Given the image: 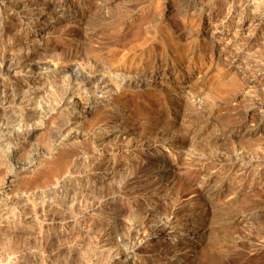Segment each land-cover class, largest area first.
<instances>
[{
  "label": "bare ground",
  "instance_id": "obj_1",
  "mask_svg": "<svg viewBox=\"0 0 264 264\" xmlns=\"http://www.w3.org/2000/svg\"><path fill=\"white\" fill-rule=\"evenodd\" d=\"M125 1L126 0H0L1 22L4 23L9 20H11V22L13 21V29L16 27L17 31L20 33L17 37V44L20 45V47L23 46V48H29L27 51L25 49L26 52L24 54L22 53L21 55L15 56L9 54L12 53L9 52L7 55H4V57L2 56L3 58H0V81H3L6 88L4 94L9 102L12 101L17 103V109L24 114L26 117L25 119L30 120L33 117L35 118L40 114V110L37 109L38 106L35 107L33 105L34 103L32 105L22 104L23 97L19 85L20 82L18 83L17 80L16 83L7 87L6 83L8 81L6 82L4 76L11 73L17 65L30 64L33 69L38 70L40 64L43 63L45 65L46 63H50H45L43 60L39 61L42 45L48 46L53 44L56 49L47 56L51 57V60L55 59L53 61L54 65H57L58 62L56 60L63 56V59L69 65L71 74H75V71L80 72L81 74V76L78 77L81 78V80L79 79L80 81H77V78L75 77L76 79L73 78V83L77 84V86L78 84L82 85V87L89 92L87 95H84L83 98H81L83 95H76L73 99V93L70 92L66 99L70 101L72 100V109L69 113H66L64 117L60 114V117H63L61 119L60 117H58L59 119L56 117L58 113L56 116L55 113H50V110L54 109L53 105L51 106V109L48 108V114L50 113L48 116V123L51 125V131L49 128L48 129L52 132L51 134L53 136L52 147L50 146L52 149L50 148V152H47L49 149L47 151L39 148L35 150L32 149L33 153L29 159L24 162L16 161V167L13 169L11 168L13 170L11 171L12 174L17 175L19 170L25 171L31 166H34V164H37L39 158H41L38 156L40 153H46L47 156L54 157L57 152L61 153L58 156L55 155L57 158L55 157V159H53L54 161L51 159L52 163H49L50 165L45 166L46 169L42 171L44 174H41V177L46 181L49 179V174L51 175V179L52 174H55L56 176L61 174L62 170L64 171V169L70 167V162L74 161L72 157L73 153L70 148L74 147V144L77 142L79 143L78 139L81 134L80 131L82 130L86 144L88 146L90 145L92 149V152H89V155L92 154L95 156V161H98L100 165L112 168L111 173H113L114 166L120 163L119 158L122 156L127 158V155H124L123 153L126 154V151H135V149L138 148H150L153 145L152 142L157 141L154 139L161 136L166 126L167 121L164 119V115L174 113L175 108L171 106V103L176 104L178 102L180 104L176 109L183 107L182 103H184L185 106L191 109L189 110L191 112L187 113L186 122L182 128H180V133L171 135V137L163 138L162 143L184 146L186 143L194 141L195 138L200 137L203 133L202 131L206 128V125L211 124V122L214 123L215 127H218L220 131H222L220 135H223L226 131H230L234 138L236 137V140L240 138L242 143L243 140H245V143L250 141L248 140V142H246L247 139H243L242 137H251L252 134L249 132L252 128H249L245 134H243V129H246L245 127L247 126L246 118L248 116V111L259 108L260 105L264 106V57H246V54L251 47H254L259 43V36L264 35V0H241L240 2L232 0L231 2L229 1L228 5L225 3L219 4V2L224 0H177L176 11L182 22L181 28L188 31V35L184 38H179L177 32L170 28L166 23L169 0H135L133 3L128 1L127 3H124ZM43 14H47L48 16H51L52 14L58 15V21L56 23L54 22V25L56 24V26L60 28L58 30L59 32L57 31L58 33L55 31L57 34L55 33V35H53L54 28L45 31L46 25L38 19ZM80 21H85L87 24H91V26L88 27L90 30L87 28L90 31V34H100L105 37L100 40L98 39L95 43H80L76 34L71 35L73 33L70 32V29L66 28V26L81 27L79 24ZM235 22L237 27L235 26L236 28H234V30L233 25ZM133 23H138L141 26L139 29L137 27L135 35L130 39H119L120 37L118 35L120 34L117 33ZM55 28L57 30V27ZM208 28L210 32L208 31ZM0 31L1 45L5 42L3 35L8 33L10 28L9 26L2 25ZM17 33L15 34L17 35ZM243 34L245 35V41L247 40V42L239 46V39ZM30 47L32 48L31 50ZM32 61H35V63ZM234 67H238V73L233 72L234 70L232 71ZM107 70H111L114 73V78L117 80L118 90L117 92L115 91L116 93L113 92L111 94L110 101L105 104L106 107L100 109L96 114H92L88 108V104L92 103L90 102V99L93 97L92 92L95 91L91 88V82L95 77L99 76L101 71ZM147 72H151L154 76L160 72L165 78H167V82H158V85H154L155 83L153 84L152 82L153 79L150 74L147 75ZM71 74L70 76H72ZM193 74L198 76V80L193 85L191 84V92L193 94V97H191L190 94L185 90L183 91V89L185 87L186 79ZM45 75L49 76L50 73ZM53 76L55 78L58 74L52 75L51 77ZM58 78L60 77L58 76ZM68 78L69 77L64 76L63 84H66ZM33 79L35 78L32 77V80ZM70 79L67 80L68 83ZM59 80L61 81V79ZM59 80H54L55 82H53V80L51 81L54 83L53 87H55V91H64L63 95H66L68 90H64L65 86L69 87L70 84L63 85L62 81L60 82ZM103 81V83H105L104 79ZM60 85H63L61 90L59 89ZM257 86L259 88L258 94L256 95L257 97H254L255 99H252L250 103L246 105L235 103L234 100L238 98L237 96L242 91L246 88H256ZM58 91L56 93H58ZM57 96H59V93ZM61 98H63V96ZM83 99L85 100L83 101ZM130 102H133L132 104H134L133 107L131 106L132 109L129 107L128 109L117 107L119 104H124L127 107ZM46 114L47 112L45 115ZM261 114L262 113L260 112V115ZM55 117L59 120L56 123L52 120ZM50 119L55 124H50ZM201 129L203 130L200 131ZM261 130L262 128L260 127L258 132H261ZM36 132L35 128L20 129L18 127H13L9 129L7 135L10 142H13L14 144L18 141L25 142L31 139ZM224 137L228 138L227 135ZM231 140L233 139L231 138ZM20 147L21 146L17 149L14 147V149L11 150L13 156L15 151ZM245 147L246 146H244V149L247 148ZM62 148L66 149L63 150ZM61 149L62 151H59ZM124 150L126 151L123 152ZM233 150L234 149H227L225 153L220 151L217 154L209 153L195 155V159L196 161H201L202 165L214 162L223 167L224 165L229 167L246 166V163L243 162V155L234 156ZM86 153H84L85 155L83 154V156L86 157ZM81 156L82 155H80V157ZM253 160H257V158H254ZM80 161L81 160H79V162ZM156 165H158L156 168L150 170L145 169V171H142L139 175H130L129 178L126 177L128 178L126 181L127 184L123 183L125 184L123 187L129 192V194H132L130 197L132 196L136 198L141 195H150L153 188L157 186L158 187L155 188V190L159 187L161 188L170 181V178H166V181L159 178L165 174L167 175V165L160 162ZM226 166L224 168H226ZM209 172L211 173H208L207 175L205 174V177L198 186V191L188 202V205L191 207L201 208L199 210L200 213H203L199 216V218L202 219L200 220L201 229H197L198 221L191 220L184 224L185 227L182 228L181 231L184 232L186 238L193 237L195 239L198 234L203 236L204 233L214 227L217 230L227 233L222 240L217 242L219 247H222V251L229 249L231 254L235 249L245 247L247 248V256L254 258L253 264H264V231L254 230L248 234L237 236L230 233L228 229L236 220L261 217V215L264 214L263 209L257 207L256 209L254 208L256 205L252 204L254 210H247L248 212L241 211L246 212L241 214V209L238 210V208H236L234 200V202L229 201L228 203H223L224 205L220 208H211V200L214 195L218 193V187L222 182H219L218 180V173L216 174L213 171ZM9 181L11 182V180ZM50 182L51 181H49V183ZM54 184H56V182ZM29 187L31 189L32 185ZM9 188L10 187L7 185L0 184L1 215L6 208L15 207L20 209L21 207H26L27 205L36 202V197L41 196V193L35 189L26 191V193L15 194V196L13 194L11 196L7 193ZM41 189L43 188L41 187ZM52 189L55 190L54 187ZM125 194L126 197H128L126 192ZM178 196L180 195L175 196L174 199ZM138 199L140 200V198ZM174 199L170 200L171 202L174 201L175 204L172 203L169 205H175L179 208L184 202L182 201L183 199ZM154 201V198L150 195L149 199L145 201L146 203H143L144 206L142 204V208L145 210V217H142L143 215L140 216L141 214L139 215V210L137 213L135 212V215L132 213L133 217L130 216L132 219L131 221L129 220V225L126 223L128 226H125V228L124 226L122 227L120 223L111 222L109 218L105 219L108 216L104 215L103 211L101 212V214H103V218L101 219H105L104 222H107L108 226L106 227H108L111 232L119 231L122 233L123 241L129 244V249H125L116 238V241L114 240L110 242V247H108V249L113 256L111 264L114 261H117L118 263L125 262V259H121V257L122 254L128 250L135 251L140 246L149 248L154 246L156 241L162 237L167 225L169 223L171 224L170 221L162 222L157 219L151 225V229L149 228L150 231L147 230L145 234L142 233V230H145V227L148 226L147 224L152 223L151 215L154 214L152 202ZM44 203L45 202L43 201V204ZM171 206H169L170 210ZM49 207L50 206H48L47 209H50ZM242 207L244 208L245 205ZM23 210L24 209H22V211ZM100 210L103 209L100 208ZM208 211H210V214L208 213L210 217L206 218ZM4 216L8 217V215ZM117 226L119 228H116ZM110 233L109 235H112ZM4 240H6L7 243L10 241L9 239L4 238L1 241L3 242ZM201 241L202 240H200V242ZM191 244L194 245V247L196 246L195 243L191 242ZM207 257L211 261L220 262V264H224V261L230 263L229 259L218 260L217 257L212 254H209ZM173 261L174 259L172 260L171 258H168L165 260V264H176L173 263Z\"/></svg>",
  "mask_w": 264,
  "mask_h": 264
},
{
  "label": "rangeland",
  "instance_id": "obj_2",
  "mask_svg": "<svg viewBox=\"0 0 264 264\" xmlns=\"http://www.w3.org/2000/svg\"><path fill=\"white\" fill-rule=\"evenodd\" d=\"M127 1L133 3L135 0H126L124 3H127ZM229 1L231 2L232 0H224L222 2H219V4L225 3L226 5H228ZM240 1L241 0H237L236 2ZM168 3L169 7L167 9L168 15L166 14V23L170 28L177 32L179 38H184L188 35V31L181 28L182 22L176 11L177 0H169ZM52 15L48 16L47 14H43L38 19H40L41 22L46 25L45 31L54 28L53 35H55V33L60 28L56 26V24L54 25V22L56 23L58 21V15ZM13 24L14 22H11V20L5 21L4 23H2L0 20V30L2 28V25L9 26L10 28V31L8 32L9 34L5 33L3 35V39L5 38V42L0 45V58L2 56L4 57V55H7L9 52H12L9 54L18 56L22 53L24 54L27 50H29V48H23V46L20 47V45L17 44V37L18 35H20V33L19 31H17L16 27L15 29H13ZM79 24L81 25V27L66 26V28L70 29V32L73 33L71 35L76 34L80 43H95L96 41H98V39L100 40L105 37L104 35L101 36L100 34H90V29L88 27H90L91 24H87L85 21H80ZM54 26L57 27V30ZM235 26L236 22L233 25V29L237 27ZM137 27L139 29L141 27L140 24L133 23L129 27L119 31L117 33L120 34L118 35L120 37L119 39H130L137 32ZM208 31L210 32L209 28ZM15 33H17V35ZM77 34L80 36H78ZM244 34V39L243 36L239 39V46L247 42V40L245 41L246 38ZM259 37V43H257L256 46L251 47L249 51H247L249 54L247 53L246 57H264V35H260ZM1 47H3L4 49ZM41 47L42 48L39 61L43 60V62L45 61V63H50H46L45 65L43 63L40 64V69L38 68V70L33 69L30 64L17 65L11 73L4 76L6 82L8 81L6 83L7 87L16 83L17 80L18 83L20 82L19 85L21 87L23 97L22 104L32 105L34 103L33 105L35 107L38 106L37 109L40 110V114L38 116H36L35 118L33 117L30 120L25 119L26 117L24 116V114L17 109V103L12 101L9 102L6 98V95L4 94V90L6 88L3 84V81H0V184L10 187L9 190H7V193L11 196L13 194L15 196V194L18 195L26 193V191H31L34 189L41 193V196L36 197V202L31 203L32 205L29 204L26 207H21L20 209L15 207H9L8 209L6 208V210L4 209L3 211L5 214H3L8 215V217L0 214V220L4 218L2 221H0V223H2L0 224V264H111L113 256L110 254V250L108 249V247H110V242L114 240L116 241L117 239V241L119 240V242L124 246L125 249H129V244L123 241L122 233H120L119 231L111 232L108 227H106L108 225L107 222H104V220L109 218L111 222L120 223V225L122 227L124 226V228L125 226L127 227L130 223L129 220L131 221L132 219L130 217L132 216V213L135 215L139 210V215L141 214L140 216L143 215L142 217H145V210L142 207L144 206L143 203H146L145 201L149 199L150 195H152V198H154L155 200L154 202H152L154 214L151 215L152 223H148V226L145 227V230H142V233L145 234L147 230L150 231L151 225L157 219L161 220L162 222L170 221L171 224L169 223L167 225L164 233L162 234V237H160V239L156 241L154 246L150 248L140 246L135 251L128 250L124 252L121 257V259H125V262L118 263L117 261H114L116 264H165V260H167L168 258H171L172 260L174 259L173 263L176 264H220V262L211 261L210 259H208L207 256H209V254L217 257L218 260L229 259L230 263L228 261H222L224 264H253L254 258L247 256V248L245 247H242L241 249H235L231 254L229 249H227L226 251H222V247H219V244L217 242L219 240H222L226 236L227 233L224 231L217 230L213 227L214 229H209L206 233H204L203 236L198 234V236H196V238L194 239L193 237L186 238V235H184V232H182L181 229L185 227L184 224L188 223V221L190 222L191 220L198 221V228H196L198 230L201 229L200 220L202 219L199 218V216L203 214L199 212L201 208L191 207L188 205V202L198 191V186L200 185L202 179L205 177V174L207 175L208 173H211L209 171H213L216 174L218 173V180L219 182H222L218 187V193H216L211 200V208H220L222 205H224L223 203L235 201L236 208H238V210L241 209L240 212L250 209L254 210V208L256 207L263 209L264 212V137H262L264 136V106L260 105L259 108L248 111V116L246 118L247 126L245 127L246 129H243V134H245L247 130H249V128H252V130L249 132L252 135L251 137H248L249 139L246 137H242L243 139H247L246 142L250 140L248 143H245V140H243L242 143V140L240 138L236 140V137L234 138L233 134L230 133V131H226L223 133V135H220L222 131H220L218 127H215L214 123L212 122L211 124L206 125L207 129L205 128L204 130H200H203V133L202 135H200V137L195 138L194 141L186 143V145L184 146H179L177 144L171 143H162L163 138L171 137V135L180 133V128H182V126L186 122V118L188 115L187 113L191 112L189 111L191 109L185 106L184 103H182L183 107L176 109L180 104L178 102L176 104L171 103V106L175 108L174 113L164 115V119L167 122L161 136L154 139L155 141L157 140V143L152 142L153 145L150 148H138L135 149V151L124 150L123 152L126 151V154H123L127 155V158H125L124 156L119 158L120 163L114 166L113 173H111L112 168H107L105 167V165H103V167L98 163V161H95V156H93L92 154V156L89 155L92 152V149L90 145L88 146L86 144V140L84 139L85 136L84 134H82V130L80 131L81 134L78 139L79 143L77 142L76 144H74V147H71L72 149L70 148L71 152L75 155L72 154L74 160L70 162L72 165L69 164L70 167L64 169V171L66 170V173L62 170L63 173L61 172V174H58L59 176L52 174V179L50 178L51 175L49 174L48 180L51 181L50 183L48 180L45 181L41 177L44 174V172L42 171L46 169L45 166L50 165L49 163H52V161H54L53 159H55V157L61 153L57 152L55 154L56 156L54 155V157L47 156L46 153H40L38 156L41 158H39L37 164H34V166H31L25 171L19 170V173L17 172V175L12 174L11 171H13L12 169L16 167V161H26L32 155L33 150L39 148L41 150L43 149L47 151L49 149L47 152H50V148L52 147L51 145L53 143V136L51 134L52 132H50L51 125H49L48 123V116L50 113H55V116L58 113L59 115L57 114V118L60 117V114H62L64 117L66 113H69V111H71L72 100H67V95L72 92L73 99L74 97H76V95H83L82 97L80 96L81 98H83L84 95H87L89 93L87 92L88 90L82 87V85L78 84L77 86V84L73 83V78L75 77L77 78V81L81 80V78H78L81 76V74L80 72L75 71V74L72 75L71 71L69 70V65L63 59V56H61L60 59L56 60L58 62L57 65H54L53 63L55 59L51 60V57L47 56L56 49L54 48L53 44H50L48 46L42 45ZM31 49L32 48L30 47V50ZM33 63H35V61ZM232 71L238 73L239 69L238 67H234ZM47 73H50V75L46 76L45 74ZM56 74H58L60 78H58V76L55 78L54 76L51 77L52 75ZM70 74L72 76H70ZM148 74H150L151 78L153 79L152 82L153 84L155 83L154 85H156L158 82H167V78H165L164 75H162V73L160 72L155 76L151 72H147V75ZM64 76L69 77L68 79L71 78L69 80V83L67 82V79L66 84H63ZM114 76L115 75L111 70L101 71L99 73V76L95 77L96 79L94 78V80L91 82V88H93L95 91L92 92L93 97L90 99V102L92 103L88 104V108L92 114H96L100 109L106 107L105 104L106 102L110 101L111 94L113 92H117V80L116 78H114ZM32 77H34L35 79L32 80ZM59 79H61L63 85L70 84L69 87L65 86V89L62 88L64 90H68L66 95H63L64 91L62 92L57 90L59 93V96H57L58 93H56L57 91H55L56 89L55 87H53V82ZM103 79L105 80V83H103ZM52 80L53 82H51ZM197 80L198 76L193 74L189 76V78L185 81V87L183 91L185 90L186 92H188L191 97H193L191 86ZM71 83L73 84V86ZM63 85H60V90ZM258 89V86L256 88H246L237 96L238 98L234 100L235 103L240 105H246L250 103L252 99H255L254 97H257L256 95L258 94ZM60 95L61 97L63 96V98H61ZM54 96L58 99H56ZM84 100L85 99H83V101ZM132 103L133 102H130L129 106L127 107L124 104H119L117 107L123 109H128L129 107L130 109H132L131 106L133 107L134 105ZM52 105L54 109H51ZM48 108L51 109L49 114ZM45 111L47 112V116L45 115ZM260 112L263 114V117L262 114L260 115ZM56 117L52 119L55 123L59 121ZM63 117H60V119ZM52 120L50 119V124L53 125L55 123H53ZM13 127H18L20 129L35 128L37 132L31 139L25 142L18 141L16 142L17 144H13V142H10L7 135L9 129ZM260 127L262 128V130L261 132H258V129ZM48 128L50 129V131ZM257 132L259 136L257 135ZM225 135H227L228 138L224 137ZM230 137L233 140H231ZM19 146L21 147L17 151H15L13 156L11 150H13L14 147L17 149ZM244 146H246L247 148L245 147L246 149H244ZM62 149L65 150L66 148ZM62 149L59 151H62ZM227 149H234V156L243 155V162L246 163V166L229 167L224 165V167L226 166V168H224L222 165L214 162H212L213 164L208 163L202 165L201 161H196L195 159V155L209 153L217 154L220 151L225 153ZM84 153H86V157L83 156ZM80 155L82 156L80 157ZM82 157H84L85 159ZM254 158H257L258 161L253 160ZM79 160L81 161L79 162ZM75 161L78 162L76 163ZM93 162L97 163L94 164ZM159 162L165 163L168 168L167 175L165 174L159 178L165 181L170 178V181L163 185L164 187H159L156 190L155 188H157L158 186L153 188L154 191L152 189V194L150 192V195H141L139 197H136L137 199L131 196V198L130 195L132 194H129V192L123 187L125 184H127L126 181L129 176L137 174L139 175V173L141 174L142 171H145V169L150 170L156 168V166H158L156 164H158ZM96 164H98L100 167ZM215 165L218 166L216 167ZM9 180H11V182ZM52 181L54 183L56 182V184H54ZM25 183L29 186L32 185L31 189ZM41 187L43 189H41ZM53 187L55 188V190L52 189ZM125 192L127 193L129 198L126 197ZM177 195H180L177 197L178 199H183L182 201H184V205L182 203L179 208L175 205H169L172 203L175 204L174 201L171 202V200H173ZM138 198H140V200ZM43 201L46 204H43ZM243 202H249L250 204H244ZM252 204L256 206L253 208ZM244 205L246 208L242 207ZM48 206H50V209H47ZM169 206H171V210L169 209ZM100 208H102L103 210H100ZM22 209L24 210L22 211ZM174 209L177 211H175ZM102 211L104 212V215L108 216L104 220L101 219L103 218V214H101ZM209 212L210 211L207 212L206 218L210 217V215H208ZM244 213L246 212H241V214ZM100 221H102L103 223ZM126 223H128V225ZM116 228L119 227L117 226ZM228 229L230 233H233L237 236L248 234L254 230L264 231V214L259 218H243L240 220H236L230 225ZM109 233L112 235H109ZM109 236L112 238H110ZM2 237L4 239H9V244L6 240L2 242ZM200 240L202 241L200 242ZM191 242L195 243L196 246L194 247ZM114 262L112 264H115Z\"/></svg>",
  "mask_w": 264,
  "mask_h": 264
}]
</instances>
